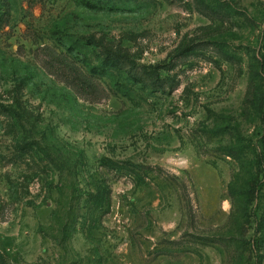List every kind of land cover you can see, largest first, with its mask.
I'll list each match as a JSON object with an SVG mask.
<instances>
[{
    "label": "rangeland",
    "instance_id": "374dc122",
    "mask_svg": "<svg viewBox=\"0 0 264 264\" xmlns=\"http://www.w3.org/2000/svg\"><path fill=\"white\" fill-rule=\"evenodd\" d=\"M0 18L1 264H264V165L227 154H264V0H0ZM102 42L174 68L154 90L92 76Z\"/></svg>",
    "mask_w": 264,
    "mask_h": 264
},
{
    "label": "trees",
    "instance_id": "16d2710c",
    "mask_svg": "<svg viewBox=\"0 0 264 264\" xmlns=\"http://www.w3.org/2000/svg\"><path fill=\"white\" fill-rule=\"evenodd\" d=\"M1 20L2 19L0 18V21ZM100 46L103 50L102 55L100 56V63L97 66L89 68V74L92 76H107L109 74L118 73L119 71L126 74L125 78L127 81L134 86H139L144 90H154L163 87L166 82V79L160 76L159 70L164 68L170 71L174 68L172 63H163L162 65L158 64L155 66L136 65L126 54V52L122 51L121 49L106 46L103 42L100 43ZM218 47L220 50H222L224 55L232 59L234 58V56L229 52L225 51L220 46ZM249 91L250 89H248L247 93H249ZM1 106L2 110H7L6 108H3L4 105H0V107ZM255 108H257V110L260 112V116L264 122V107L256 106ZM32 150L33 147L28 145V143H24L18 148V151L23 152V154L31 153ZM227 150V154L236 159L240 165H243L245 159H247V152L255 154L256 168L258 173L261 172V168L264 165V154L261 147L257 143H249L246 147L232 146L228 147ZM259 182L260 179L258 177H254L249 180V188L247 190V196L249 200H253L256 197V192L259 189ZM103 193L104 190L99 187L94 193H90L89 196L92 201H97V199H102Z\"/></svg>",
    "mask_w": 264,
    "mask_h": 264
}]
</instances>
